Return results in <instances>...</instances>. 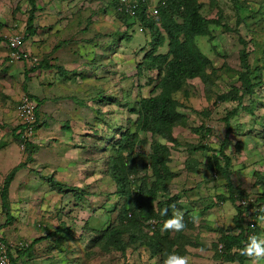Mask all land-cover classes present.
<instances>
[{
    "label": "rangeland",
    "instance_id": "374dc122",
    "mask_svg": "<svg viewBox=\"0 0 264 264\" xmlns=\"http://www.w3.org/2000/svg\"><path fill=\"white\" fill-rule=\"evenodd\" d=\"M198 1L205 18L204 32L195 37L201 63L193 73L177 72L168 80L166 64L161 69L143 65L152 48L151 29L140 31L139 19L119 14L116 0H38L35 27L45 31L52 49L36 57L51 70L70 68L62 95L68 78L47 88L54 72L61 77L59 68L46 72V80L44 73L31 72L26 81L35 61L10 59L7 41L13 32L26 33V49L40 41L27 32L29 1L0 0V243L15 264H164L173 252L189 257V264H253L252 258L239 256L241 248L223 253L222 236L237 233L233 220L239 205L264 196V0ZM148 4L152 8L159 0ZM183 14L174 15L178 22ZM49 18L58 30L42 26ZM157 26L165 38L157 53L164 54L169 38L160 20ZM244 55L253 85L247 94ZM32 89L42 98L34 145L22 137L18 114L22 96H35ZM160 95L168 108L161 132H153L151 122L139 118L140 101ZM60 108L67 109L66 116ZM66 117L79 119L83 133L74 124L72 132L59 129L58 120ZM51 121L57 131L45 133ZM158 150L172 175L161 181L155 213L167 201L173 211L183 212L186 226L167 234L163 225L149 231L144 224L142 232L155 235L149 247L119 231L132 226L121 211L133 209L135 192L155 187L151 163ZM114 159L129 168L122 188L112 173ZM21 163L25 166L9 186L6 210L4 182ZM49 174L62 188L50 185ZM239 218L244 228L253 220L250 213ZM61 223L70 227L58 231L66 235L63 242L50 235ZM259 236H264V218ZM36 238L44 239L34 243ZM30 245L29 255L24 250Z\"/></svg>",
    "mask_w": 264,
    "mask_h": 264
},
{
    "label": "trees",
    "instance_id": "16d2710c",
    "mask_svg": "<svg viewBox=\"0 0 264 264\" xmlns=\"http://www.w3.org/2000/svg\"><path fill=\"white\" fill-rule=\"evenodd\" d=\"M31 5V11L28 16L27 20V32L29 35H34L37 33V28L35 27V12L38 7V0H28ZM148 1V0H147ZM182 3L184 4V0H159V13L156 16H150L147 3H144L141 8L139 9V24H141L146 29L149 27L151 29V36H153L152 41V48L150 51L146 53L144 56V63L145 67H148L149 69H161L164 64L168 66L167 73H166V79H170L171 76L175 75L177 72L184 73V72H192L194 71L197 63H201V57L200 53L198 51L197 45L195 44V37L197 35H201L204 30V22L205 18L201 14L202 4L198 0H190L186 2L184 7L182 6ZM118 0H116V9L119 14L125 16L126 18L133 19L130 15H128L126 12H122L118 8ZM183 8V9H182ZM184 10V11H183ZM183 12V20L182 22H178L175 18V14L177 12ZM182 15V14H181ZM159 20L165 29L166 33L168 34L169 42H168V52L162 54L157 53V49L159 45L165 40L163 35L158 29L157 24L159 25ZM148 28V29H149ZM144 31V29H143ZM19 32V31H15ZM14 33V32H13ZM24 38L26 39V33L23 34ZM31 59L34 60L35 58L31 56ZM26 61L25 59H23ZM35 61V65L31 66L30 68H27L25 73V79L28 81L30 79L29 74L32 71H36L37 69L41 68H52V66L45 61L40 62L37 58ZM32 61V62H34ZM242 66L245 69L242 75V79L245 83L243 94L251 93L253 91V85L251 83V79L249 76L250 67L247 61V56L244 55ZM55 67V66H54ZM59 68V75L66 79H70V71L66 69L64 66H58ZM200 70L203 69V65L199 67ZM84 80V79H83ZM164 85V84H163ZM95 91V90H94ZM31 97L35 98L33 95L28 94ZM42 99L37 100V109L36 114L39 121V105L41 104ZM241 101V99H240ZM167 103L165 101V97L163 96H152V97H145L140 101V110L138 112L140 119H147L151 122L152 126H149L151 131L153 132H161V126L163 125V118L164 114L167 111ZM236 110L233 111L235 113ZM227 122L230 121L229 117L225 119ZM149 123V122H148ZM22 125V124H21ZM23 128V125L21 126ZM65 127L69 128V124H65ZM37 133L40 130V123H38L37 127ZM31 141V140H30ZM33 144L34 142H27L26 144ZM166 147H163L165 149ZM36 150V147L32 150ZM162 150H158L153 157L152 160V167L154 175L156 176V180L154 182L155 187L154 188H144L142 187L140 190H137L135 192V198L130 206L133 207L132 210H122L121 215L124 217L122 218L124 221H126L127 225H132L131 227L124 226L122 233H129L130 238L133 241H139L141 243H144V245L151 246L150 239H152L155 235L150 236L146 232H142V227L145 224L147 229L149 231L160 229L159 227L163 225L164 221L168 219L173 212V208L169 205L167 201L160 202L158 204V211L156 212V208L154 205V200L156 197V194L158 192V189L163 187L160 186L162 184L161 181H164L168 179L172 174L169 171L167 167V157L163 154ZM228 160V158H226ZM229 161V160H228ZM112 173L114 177L117 179L118 188L124 187L126 181H127V170L129 169L127 164L124 162L123 164H120L117 159H114L112 162ZM25 164L21 163L18 166H16L12 171H10L6 177V180L4 182L3 190L1 193V199H2V205L4 209L8 210V204L6 202L7 196H8V190L9 186L12 183L17 171H19L22 167H24ZM219 166V165H217ZM47 179L52 186L60 185L56 181V178L54 175L49 174L47 176ZM233 188V184L231 181H229V189L231 190ZM78 199H82V194L77 196ZM246 200L243 199L241 202ZM164 209H168L167 215H161L162 211ZM134 211L137 212V214L134 213ZM250 213V217L253 220H248L247 225L244 228L243 223L240 220V216L244 214ZM237 215L234 217L233 223L235 224V229L237 233H233L231 231H227L222 236V244L224 246L223 253H226V250H231L234 247L243 248L245 243L247 242V239L250 235L256 234L259 236L260 230H261V220L264 218V196L261 198L258 202H248L245 205H239L237 207ZM147 220V221H146ZM152 220H155V224L151 223ZM124 223V222H123ZM65 224H62L56 227V230H53L54 234L52 235H58L55 237L56 240L62 241L65 239V236L62 235L64 232H69L70 227L64 226ZM58 232V231H60ZM169 230H166V233L168 234ZM166 234V235H167ZM44 238H36L34 240V243H38L42 241ZM163 239V238H162ZM4 243V242H2ZM5 244V243H4ZM64 244V243H63ZM6 245V244H5ZM33 245V244H32ZM7 246V245H6ZM220 246V245H219ZM218 246V247H219ZM19 247V246H17ZM152 247V246H151ZM25 249V248H24ZM28 250V254H31L32 246L30 245L29 248L25 249L24 251ZM222 250V246L218 251ZM10 257L11 264H15L14 257L8 252ZM21 256L24 254V252H20ZM242 260H244L246 257L239 255Z\"/></svg>",
    "mask_w": 264,
    "mask_h": 264
},
{
    "label": "built area",
    "instance_id": "2783aa9c",
    "mask_svg": "<svg viewBox=\"0 0 264 264\" xmlns=\"http://www.w3.org/2000/svg\"><path fill=\"white\" fill-rule=\"evenodd\" d=\"M144 2L145 0H118V8L120 11L126 12L131 17L137 18L139 15V9ZM148 10L150 16H156L159 13V7L157 5L152 8L148 7ZM139 29L140 31H143L144 27L140 25ZM7 45L9 48V57L12 61L31 59V55L26 49V39L21 32L12 33L8 38ZM34 60H36V58ZM37 104V101L33 97L24 94L18 105V114L23 125L21 135L25 140L31 138L30 140L33 141V137L36 136V127L39 123L36 114ZM155 222V220H152L151 223L153 226ZM19 245L20 244L17 246ZM218 248L220 249L221 245ZM8 252V247L4 243H0V264H11Z\"/></svg>",
    "mask_w": 264,
    "mask_h": 264
},
{
    "label": "crops",
    "instance_id": "0c3cea01",
    "mask_svg": "<svg viewBox=\"0 0 264 264\" xmlns=\"http://www.w3.org/2000/svg\"><path fill=\"white\" fill-rule=\"evenodd\" d=\"M55 23H56V20L53 22V20H52V18H49L48 20L46 19L45 20V23L42 25V26H44V25H49V24H53V27H51V29H54V30H58L57 29V25H55ZM57 24H59V23H57ZM67 21L63 24V25H65V26H67ZM69 25V24H68ZM45 30H50V29H48L47 27H45ZM44 35H45V31H44V33L41 31V30H39V29H37V33L36 34H34L33 35V39H37V41H40V42H37L35 45H32L31 47H29L28 49H27V51H28V53L31 55V56H33L34 58H37L36 57V55H38V53L39 54H41V53H43V52H50V50L52 49L51 47H52V45H50L49 44V42H47L46 43V38H44ZM45 49V50H44ZM49 57H51V56H49ZM38 59V58H37ZM24 61V60H23ZM40 61V60H39ZM25 63H31V64H33V62H32V59H28V60H26V61H24ZM51 64L52 63H54V61L53 60H51V62H50ZM68 63H71V61H68ZM74 64H77L76 62H74ZM35 65V64H34ZM33 65V66H34ZM55 68V67H54ZM65 68L66 69H70V68H68L67 66H66V64H65ZM52 70H57L56 68L55 69H52ZM51 70V68L50 69H48V68H41V69H37L36 71L38 72H40L41 74H43L44 73V79L46 80L47 79V77L48 76H46V72H50V71H52ZM36 71H32V72H36ZM29 76H30V79H31V73L29 74ZM51 79V78H50ZM63 78H58V76H57V73L56 72H54L53 73V76H52V79H51V81H49L48 82V85H47V88H48V90H50V89H53L54 87H56L58 84H60V82H61V80H62ZM49 80V79H48ZM71 81V79H68V80H66L63 84H62V86H61V90H59V91H61L62 92V95H64V93H65V90H64V88L66 87V83L68 82H70ZM38 84V83H37ZM58 91V92H59ZM32 92H34V90L32 89ZM35 96V100L37 101V100H39V99H42L41 97H40V95L39 94H35V92L33 93ZM50 94H52V93H50ZM53 98H56L57 96H53V95H51ZM59 96H61V95H59ZM49 98V97H48ZM56 102V106L57 105H62V103H58V101H55ZM38 103V102H37ZM60 109H62V108H60ZM61 113H63V111L65 112V116H66V114H67V109H62V110H59ZM45 120H47V119H45ZM58 121H60V126H59V129L61 128V127H65V123H67V124H70L69 126H71V128H73V124H74V126H77L78 128H79V132H78V134H80V133H83V130H82V124H81V122H80V120L79 119H77V120H75V119H72V121L69 119V118H67L66 117V119H65V121H63V119H59ZM70 121V122H69ZM65 122V123H64ZM52 123H53V121H51V124L49 125L48 124V122H46V126L47 127H45L44 128V130H45V133H48L49 132V130H52V129H54V131H57L56 130V128H53L52 127ZM70 128V127H69ZM71 128L70 129H67L68 131H70V132H72V130H71ZM74 129V128H73ZM43 130V131H44ZM66 130V131H67ZM61 131V130H60ZM51 132V131H50ZM38 135H40V130L38 131ZM56 159H58V161H60L59 160V158H56ZM45 167H47V166H49L48 164H43Z\"/></svg>",
    "mask_w": 264,
    "mask_h": 264
},
{
    "label": "clouds",
    "instance_id": "9594fccd",
    "mask_svg": "<svg viewBox=\"0 0 264 264\" xmlns=\"http://www.w3.org/2000/svg\"><path fill=\"white\" fill-rule=\"evenodd\" d=\"M144 3H147L149 7L147 0H145ZM157 6L159 7V5ZM133 19H138V17ZM167 212L168 209H164L161 215H167ZM185 226L183 212L174 210L172 215L164 221L162 230H174L179 232L183 230ZM240 255L252 258L253 264H256L257 261L264 260V236H258L256 234L250 235L244 247L240 249ZM164 264H189V257L173 252L167 256Z\"/></svg>",
    "mask_w": 264,
    "mask_h": 264
}]
</instances>
